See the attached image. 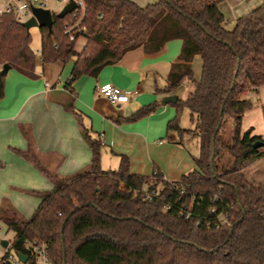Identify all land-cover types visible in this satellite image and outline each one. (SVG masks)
Returning <instances> with one entry per match:
<instances>
[{
  "label": "trees",
  "instance_id": "obj_1",
  "mask_svg": "<svg viewBox=\"0 0 264 264\" xmlns=\"http://www.w3.org/2000/svg\"><path fill=\"white\" fill-rule=\"evenodd\" d=\"M83 3L82 32H71L73 40L64 34L65 25L74 23L72 14L53 15L50 32L39 28L42 63L73 59L65 85L71 90L80 77H96L143 46L151 32L166 41L180 40L178 62L163 91L170 93L183 82L192 89L173 103L175 117L167 129L198 138L197 169L167 182L157 171L151 177L130 173L128 159L121 156L118 169L103 171L99 144L81 127L91 150L88 167L67 178L41 169L54 188L26 192L40 199L30 219L9 204L1 207L0 221L13 234L11 250L27 257L24 264H33L27 242L44 243L51 264H264V185L244 174L264 157V138L253 136L252 128L241 129L244 114L253 108L243 94L264 86V3L231 29L215 0H158L143 7L130 0ZM80 37L84 45L77 52ZM30 44V32L13 15H0V100L4 66L35 77ZM196 56L201 59L198 80L191 69ZM157 106L142 107L128 120L145 117ZM184 109L192 130L179 125ZM261 114L264 123V105ZM227 119L232 128L225 139ZM22 133L28 142L23 155L37 164L29 134ZM222 153L228 160L219 166Z\"/></svg>",
  "mask_w": 264,
  "mask_h": 264
},
{
  "label": "crops",
  "instance_id": "obj_2",
  "mask_svg": "<svg viewBox=\"0 0 264 264\" xmlns=\"http://www.w3.org/2000/svg\"><path fill=\"white\" fill-rule=\"evenodd\" d=\"M133 1L145 6L142 0ZM215 1L227 29H231L239 17L264 3V0ZM180 50V40L166 41L151 32L143 46L127 52L116 64L104 67L96 77H80L71 90L65 85L73 59L65 64H43L39 53L34 78L9 68L0 100V209L9 204L22 218L30 219L40 199L26 192H49L54 188L41 169L67 178L88 167L91 150L81 134V127L98 142L103 171L118 169L121 156L128 159L130 173L151 177L157 171L167 182L179 181L196 170L198 138L168 130L175 108L173 103H162L167 97L184 100L180 86L188 82L170 93L163 91ZM191 69L194 79L198 80L201 74L198 56L193 58ZM104 85L136 91V94L130 103L111 104L95 93L97 87ZM260 89H248L243 97L257 98ZM155 103L158 106L151 114L128 120L142 107ZM254 119H259L258 127ZM249 128L253 136L264 138L261 109L260 115L253 114L252 110L244 114L241 129ZM23 130L29 134L37 164L23 155L28 148ZM184 135L197 139L193 150L184 145Z\"/></svg>",
  "mask_w": 264,
  "mask_h": 264
},
{
  "label": "built area",
  "instance_id": "obj_3",
  "mask_svg": "<svg viewBox=\"0 0 264 264\" xmlns=\"http://www.w3.org/2000/svg\"><path fill=\"white\" fill-rule=\"evenodd\" d=\"M71 1L76 4V8L71 13L74 23L71 26L65 25L64 34H69L70 40H73L71 32L79 34L82 32L79 29V24L84 11L83 0H0V15H13L16 21L23 23L33 16L32 8L48 10L53 16V12L49 8L50 5L58 6L57 14H59ZM95 93L98 97L105 99L111 104H127L131 102V97L136 94V91H123L111 85H104L97 87ZM156 194L157 192H155ZM147 198L151 199V195H147ZM164 208L167 210L169 205H165ZM11 246L12 243L10 241L7 242L6 248L0 246V264H24L11 250ZM26 248L29 250L33 264H51L48 259L47 246L44 243L27 242Z\"/></svg>",
  "mask_w": 264,
  "mask_h": 264
},
{
  "label": "rangeland",
  "instance_id": "obj_4",
  "mask_svg": "<svg viewBox=\"0 0 264 264\" xmlns=\"http://www.w3.org/2000/svg\"><path fill=\"white\" fill-rule=\"evenodd\" d=\"M130 1H132L136 4L135 1H133V0H130ZM142 3H145L144 5L151 4V2L149 0H142ZM49 8L52 10L53 15H56L57 11L59 10L58 6H56L54 4L50 5ZM29 32L31 35L30 47L36 56V60H38L39 53H40L39 52V50H40V31L38 28H31L29 30ZM69 40H70V38H69ZM83 45H84V39L82 37H80L75 44V50L77 52H79L82 49ZM180 87L182 90V92H181L182 98L181 99H185L187 97V95L189 94L188 92L190 90V86L188 83H183ZM249 97H251V96H249ZM246 99L251 100V102L253 103V109H252L253 114H259L260 115V109L264 105V86H261V89L259 90V94H258L257 98L251 97V98H246ZM258 122H259V119H254V125L256 127H258V124H259ZM179 124H180V127L184 130L193 129V123L190 119V113L187 109H184L182 111V113L180 115ZM231 128H232V122H231V120L227 119L225 122V126H224V132H225L224 137H225V139L229 138ZM182 141H183L184 145L187 147V149L193 150V148H195V146H196L195 144L197 142V139L195 137H187L184 135V137L182 138ZM261 151L264 153V146L263 145L261 147ZM227 160H228V156L226 155V153H222V155L219 159L220 163L218 165L221 166V165L225 164V162ZM244 174L247 177V179L254 182L255 184L264 185V157H262L258 161L254 162L253 164L248 166L244 170ZM33 201H34V199H33ZM12 237H13V234L11 232H7L4 225L2 223H0V246H1L2 241H6V242L12 241Z\"/></svg>",
  "mask_w": 264,
  "mask_h": 264
},
{
  "label": "water",
  "instance_id": "obj_5",
  "mask_svg": "<svg viewBox=\"0 0 264 264\" xmlns=\"http://www.w3.org/2000/svg\"><path fill=\"white\" fill-rule=\"evenodd\" d=\"M76 8V4L71 1L68 5H66L63 10L56 15L57 18H62L67 14H71L74 9ZM32 17L27 20L26 22L21 23V25L26 29V30H30L31 28H46L49 32L51 31V27H52V15L50 14V12L48 10H42V9H36V8H32ZM9 69V66H4L2 72L5 74L6 71ZM175 102V98L173 97H167L165 98L162 103L163 104H168V103H174ZM217 132V129L215 130L214 134H213V138L215 136ZM212 155H211V159L213 158V139H212ZM259 143L254 144V147H258ZM232 231V230H230ZM1 246L6 248L7 247V242L6 241H2L1 242ZM17 257L20 261H22L23 263L26 261V256L22 255V254H17Z\"/></svg>",
  "mask_w": 264,
  "mask_h": 264
}]
</instances>
